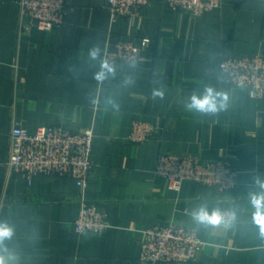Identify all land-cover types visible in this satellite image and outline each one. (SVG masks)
Here are the masks:
<instances>
[{
	"label": "crops",
	"instance_id": "obj_1",
	"mask_svg": "<svg viewBox=\"0 0 264 264\" xmlns=\"http://www.w3.org/2000/svg\"><path fill=\"white\" fill-rule=\"evenodd\" d=\"M65 5L64 24L47 33L26 29L18 0H0V223L13 229L4 241L8 264H140L141 232L170 223L206 244L191 264H264L249 197L259 191L255 178L264 179V94L251 99L218 69L227 56L264 53V0H222L198 19L151 0L133 23L116 24L104 0ZM120 40L145 42L151 62L114 65L113 75L97 81L100 63L89 51L99 47L103 59L108 42ZM206 87L227 94L226 109L186 111ZM157 89L163 99L153 98ZM135 122L155 127L154 139L131 144ZM43 127L94 132L84 197L105 213L102 235L76 234L81 191L73 180L10 173L12 130ZM162 154L224 162L237 186L227 193L195 183L169 190L155 174ZM200 206L235 213L232 226L196 225L191 214Z\"/></svg>",
	"mask_w": 264,
	"mask_h": 264
},
{
	"label": "built area",
	"instance_id": "obj_2",
	"mask_svg": "<svg viewBox=\"0 0 264 264\" xmlns=\"http://www.w3.org/2000/svg\"><path fill=\"white\" fill-rule=\"evenodd\" d=\"M112 24L122 20L133 23L151 0H104ZM174 13L198 19L217 11L222 0H165ZM20 18L29 31L50 33L64 24L65 0H18ZM145 42L120 40L108 42L103 59L112 66L120 63L146 65ZM229 84L245 91L251 99L264 94V53L253 56H227L218 64ZM157 129L148 123L135 122L128 138L133 145H143L154 139ZM95 135L92 130L81 133L63 127H43L35 132L14 128L10 135L7 167L10 173L25 178L73 180L81 191V207L75 231L80 236H100L108 228L105 213L84 194L92 174V150ZM155 174L167 189L180 191L185 183L215 187L221 193L235 190L237 174L224 162H202L192 156L162 154L158 157ZM222 212V211H220ZM224 213V212H222ZM227 214V213H224ZM206 244L195 231L167 224L141 232L140 264H191L203 253Z\"/></svg>",
	"mask_w": 264,
	"mask_h": 264
},
{
	"label": "clouds",
	"instance_id": "obj_3",
	"mask_svg": "<svg viewBox=\"0 0 264 264\" xmlns=\"http://www.w3.org/2000/svg\"><path fill=\"white\" fill-rule=\"evenodd\" d=\"M89 56L92 60H99L100 68L95 73V79L99 82H103L110 75L114 74L115 69L108 63L107 60L100 58V48L94 47L89 51ZM131 83L132 81H127ZM153 98H164L163 89L154 90L152 93ZM228 96L224 92H219L212 87H206L202 94H193L189 100L185 103V110L188 112H195L200 114H215L227 107ZM115 108H119L118 105H113ZM255 185L259 188L258 192H250V202L252 206L257 210L254 217V222L260 229L261 237H264V179L260 177L255 178ZM193 222L198 226L205 227H217L224 225L225 227H231L235 220V213L224 214L218 209L209 211L206 206H200L195 209L192 214ZM13 235V229L6 223H0V264H8L6 257L3 255L6 252L4 248V241L11 238Z\"/></svg>",
	"mask_w": 264,
	"mask_h": 264
}]
</instances>
